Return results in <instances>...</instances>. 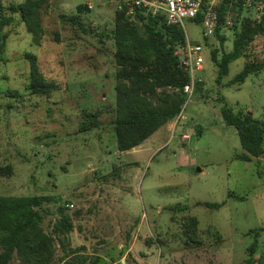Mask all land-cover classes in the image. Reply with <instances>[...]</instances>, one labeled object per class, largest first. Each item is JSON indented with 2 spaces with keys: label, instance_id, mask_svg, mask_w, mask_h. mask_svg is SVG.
<instances>
[{
  "label": "rangeland",
  "instance_id": "rangeland-1",
  "mask_svg": "<svg viewBox=\"0 0 264 264\" xmlns=\"http://www.w3.org/2000/svg\"><path fill=\"white\" fill-rule=\"evenodd\" d=\"M39 2V17L8 10L11 23L0 25V195L46 197L41 227L54 237L56 264H242L255 242L256 264H264V231H255L264 226V154L239 159V132L221 113L226 101L264 122V70L231 83L263 59L264 35L218 80L212 53L232 50L241 26H221L222 43L216 33L206 40L202 24L186 19V39L205 45L200 84L180 118L122 151L114 121L121 85L115 29L123 8L117 0ZM79 4L88 10L79 12ZM229 9L234 22L250 14ZM126 16L141 26L136 15ZM34 20L39 34L30 30ZM28 52L37 56L38 76ZM35 79L52 90L36 92ZM164 90L157 87L155 103ZM87 114L99 123L80 130ZM207 201L223 205L209 208ZM177 204L188 208L170 209ZM62 211L73 224L65 235L55 228ZM5 253L0 245V264L32 262L18 248L7 260Z\"/></svg>",
  "mask_w": 264,
  "mask_h": 264
},
{
  "label": "trees",
  "instance_id": "trees-1",
  "mask_svg": "<svg viewBox=\"0 0 264 264\" xmlns=\"http://www.w3.org/2000/svg\"><path fill=\"white\" fill-rule=\"evenodd\" d=\"M230 1L232 0H223L218 7L219 26L215 33L224 43L226 36L220 34L221 26L235 29L241 26V29L236 32L232 50L224 52L220 58L217 50L212 53V59L219 66L218 80L229 73L230 63L244 55L245 48L255 36L264 35V19L257 21L250 14L242 20L240 15L237 17L235 15V22L227 25L225 15L230 12L229 8L236 5L242 10L243 7L241 0H234L233 5ZM40 5L39 0H25L9 7L0 4V25L11 23L8 10H20L25 20H30L34 16L39 17ZM85 10H88L86 4L78 5L79 12ZM126 14L125 9L118 12L115 29L116 62L120 67L118 78L121 85L118 86L114 137L117 148L122 151L141 144L182 111L186 100L183 88L190 81L189 72L180 66L178 55L175 53L177 46L186 41L184 28L177 24H168L161 15L151 16L137 12L136 17L141 22L139 26L136 21L126 20L128 19ZM38 22L34 20L36 24H32L30 28L35 34H39ZM3 37L6 39L7 34ZM26 55L32 62L33 76H38L37 56L30 52ZM262 70H264V57L261 61L246 64L231 83L241 84L250 74ZM198 84L200 82H197ZM31 87L36 92L47 93L52 90L53 84L38 83L35 79ZM157 87H163L165 90L161 92L158 96L159 101L155 103ZM221 113L225 122L234 125L239 132L243 152L237 157L251 161L253 157L262 156L264 154V122L257 119L250 111L235 113L226 101H223ZM96 115L87 114L85 117H90V122H84L80 130H87L92 125L98 124ZM45 199V196L37 195H0V245L5 249L6 260L11 257L14 249L18 248L19 251L24 252L23 255H31L32 262L29 264H56L54 237L46 234L41 227L43 215L40 208ZM203 204L209 208H220L223 205V203L209 201ZM187 208V205L182 204L170 207L175 211H184ZM61 213V220L56 222L55 228L57 232L65 235L73 229L72 218L63 211ZM192 222L196 229L197 218L194 217ZM255 231L258 233L264 231V226ZM249 250V258L242 264L257 263L253 256L257 250V243L251 244Z\"/></svg>",
  "mask_w": 264,
  "mask_h": 264
},
{
  "label": "built area",
  "instance_id": "built-area-1",
  "mask_svg": "<svg viewBox=\"0 0 264 264\" xmlns=\"http://www.w3.org/2000/svg\"><path fill=\"white\" fill-rule=\"evenodd\" d=\"M233 1L230 4L233 5ZM236 1V0H235ZM243 7L250 12L251 17L261 21L264 19V0H241ZM120 8L128 14L136 15L137 12L151 16L161 15L168 24H177L184 28L186 19L200 22L203 27L204 38L213 35L219 26V10L223 0H117ZM232 14L225 15V23L232 25ZM175 53L178 55L179 64L190 74V81L184 85L183 92L186 107L192 97L196 82L199 79L197 72L205 68V45L203 42H195L189 38L177 46ZM183 110L177 115V119L183 114ZM190 135L184 134V137Z\"/></svg>",
  "mask_w": 264,
  "mask_h": 264
}]
</instances>
